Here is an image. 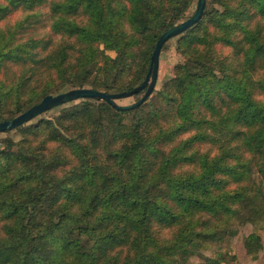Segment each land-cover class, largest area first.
I'll list each match as a JSON object with an SVG mask.
<instances>
[{
	"label": "trees",
	"instance_id": "trees-1",
	"mask_svg": "<svg viewBox=\"0 0 264 264\" xmlns=\"http://www.w3.org/2000/svg\"><path fill=\"white\" fill-rule=\"evenodd\" d=\"M192 4L0 0V122L73 88L139 86ZM177 51L173 77L135 109L84 99L13 129L0 145V264H235L247 225L258 259L264 0H206Z\"/></svg>",
	"mask_w": 264,
	"mask_h": 264
},
{
	"label": "water",
	"instance_id": "water-1",
	"mask_svg": "<svg viewBox=\"0 0 264 264\" xmlns=\"http://www.w3.org/2000/svg\"><path fill=\"white\" fill-rule=\"evenodd\" d=\"M205 7L206 0H198L197 8L189 18L174 25L172 28L168 29L160 36L151 57V65L146 79L139 86L135 87L132 90L119 93H108L92 88L82 87L73 88L55 95H47L41 100V102L33 105L31 108L19 114L15 118L1 121L0 133L13 130L55 107L62 106L64 104L80 99H93L98 101L103 100L120 111L132 110L141 106L156 89L160 66V55L164 44L170 39L186 32L199 20H201L204 15ZM142 91H144V94L132 104L122 105L117 102L118 99L131 97L135 94L141 93Z\"/></svg>",
	"mask_w": 264,
	"mask_h": 264
},
{
	"label": "rangeland",
	"instance_id": "rangeland-1",
	"mask_svg": "<svg viewBox=\"0 0 264 264\" xmlns=\"http://www.w3.org/2000/svg\"><path fill=\"white\" fill-rule=\"evenodd\" d=\"M197 5H198V0H193V4H192L191 8L189 9L186 18L190 17L195 12ZM41 8H42L41 9L42 12H44V13L47 12L45 17L48 18V16H49L48 7L43 6ZM23 15H24V12L22 10H17L14 13H12V15H10V17L8 18L7 21L10 24H13L18 19L22 18ZM3 24H4V22H2L0 25L2 26ZM48 25H49V23L44 21L43 27H46V28L42 29L41 27L38 26L37 27L38 29L36 30L37 34L48 33L49 32ZM32 31H33V28L30 29V32H32ZM186 32H184V33H186ZM184 33H182V34H184ZM179 36L170 39L166 44V48L164 50H162V52H161L158 81H157L156 89H160L163 86L165 81H167L171 77H173L175 65L183 60V57L177 51V39ZM55 38H57V36ZM136 99H137L136 96H131V97H127V98L118 99L117 102L119 104H122V105H128V104L134 103L136 101ZM81 100H84V99H80L77 101H73V102L64 104L62 106L55 107V108L37 116V117H35L36 119H34V120L32 119V120L35 121V120L39 119L40 117H53V116L58 114L59 109L61 107L69 106L73 103H78ZM150 110H151L150 105L144 106V111H150ZM31 121H29V123ZM12 137H15L16 140L20 138L19 135H16L14 133V130L12 132H9V133H7V132L0 133V145L2 146L3 143H5L8 139H10ZM254 229L255 228L252 225L244 226L241 229L240 233L231 240V243H230V245L232 246L231 254L236 256L235 264H264V248L260 252L258 259H253V258L247 256L245 253V249L243 246V237L245 235L249 234ZM259 231L263 235V242H264V230L259 229ZM205 254L210 255V254H212V251H206ZM193 261L195 264H201L202 259L199 257H194Z\"/></svg>",
	"mask_w": 264,
	"mask_h": 264
}]
</instances>
